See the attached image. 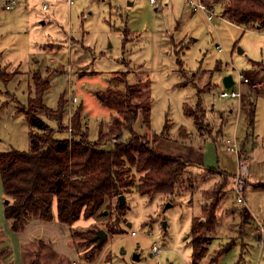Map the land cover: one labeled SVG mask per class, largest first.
Instances as JSON below:
<instances>
[{"label":"rangeland","instance_id":"374dc122","mask_svg":"<svg viewBox=\"0 0 264 264\" xmlns=\"http://www.w3.org/2000/svg\"><path fill=\"white\" fill-rule=\"evenodd\" d=\"M127 2H134L133 6L128 7ZM43 3L47 4V11H42ZM223 6L222 1L212 4L214 20L210 22L202 12H192L187 0H168L160 8L151 6L148 0H74L72 5L67 0H20L11 11L3 10L0 4V66L7 79H0V151L28 149L30 127L23 109L26 110L29 96H35L36 82L48 88L43 97L48 108L55 109L64 95L59 109L62 118L58 123L43 115L47 128H31L37 133L54 129L55 138H68L72 134V117L81 104L84 129L89 140L95 141L100 129L106 131L111 117L119 112L103 106L94 93L107 83L114 85L112 76L122 72H127L128 84L142 81L143 97L150 95L151 98L150 129L139 118L133 124V131L146 134L151 142V134L159 135L167 125L163 137L154 144L158 152L186 157L188 145L193 148L192 155L183 158L188 167L182 185L179 184L172 196L149 198L137 192L127 193L123 216L104 207L101 209L104 215L80 219L71 227L76 231L102 229L107 233L95 261L90 263L84 256L87 248L76 246L82 240L73 242L71 228L54 219L35 230L37 237L21 239L19 232H13L4 218L6 199L0 185V248L7 250L0 264H34L39 252L38 264H73L76 260L83 264H190L191 222L193 218L200 222L205 219L202 208L215 201L209 198L214 192L218 197L223 196L216 209L217 221L225 214L227 217L224 225L218 226L217 222L218 228L207 235L208 251L199 264H235L240 260L241 264H264L261 237L243 234L246 220L242 209L236 208L233 212L232 224L231 213L222 207V202L231 197L235 201L234 185H241L244 195L247 185L244 178L236 180V175L220 167L213 173L197 155L207 140L211 143L218 140L221 149L215 150V154L219 153L220 158L228 156L231 170L233 164V173H237L235 157L223 148V142L227 138L243 137L249 124L248 111L244 106V110L236 108L233 118L223 127L219 112L214 113L212 109L223 111L239 106L249 94L248 89L255 91L247 97L248 103L253 102L255 106L251 130L254 136H264V69L259 71L256 65L264 67V31L245 30L225 19L219 20ZM124 38L126 44H123ZM178 59L183 62L182 70L177 66ZM218 73L232 76L233 88L240 92V98H220V85L211 87ZM239 73L244 77L246 73L256 76L258 80L247 77L250 82L241 85ZM198 102L207 118L199 134L192 119L184 114V103L194 110ZM122 137L129 139L131 132L123 130ZM236 140L247 160L246 174L250 171V180L258 182L251 185L264 182V150L261 151L264 148H258L250 168L248 154ZM111 145L108 141L102 147L109 149ZM252 189L247 188L246 201L256 210L262 208L261 214L255 213V219L264 225V191ZM33 221L37 220L28 224ZM254 225L258 224L254 222ZM38 237L49 239V243ZM241 238L247 244L239 248ZM228 243L236 246L232 245L213 263L216 252ZM135 254L138 260L134 259Z\"/></svg>","mask_w":264,"mask_h":264},{"label":"trees","instance_id":"16d2710c","mask_svg":"<svg viewBox=\"0 0 264 264\" xmlns=\"http://www.w3.org/2000/svg\"><path fill=\"white\" fill-rule=\"evenodd\" d=\"M221 1L224 5L221 13L225 20L245 30L264 31V0H212L213 3ZM124 33L126 35L127 31ZM123 44H126L125 38ZM176 63L182 70L183 62L178 59ZM256 65L264 69L262 65ZM126 75L127 72H122L112 76L114 85L107 83L105 88L94 93L103 106L111 110L117 109L119 114L111 117L107 130L100 129L97 139L92 142L84 129L81 104H78L80 106L72 117V134L68 138H55L57 131L54 129L37 133L31 128H47L46 122L41 118L43 115L58 123L62 118L59 109L64 95L60 96L55 109L48 108L43 103L48 88H42V84L36 82L35 96H29L26 110L23 109L30 127L28 149L19 151L11 148L0 151V185L8 201L3 204V215L13 232L22 231L35 219L50 222L56 218L70 229L80 219L88 220L96 215H104L101 210L104 207L112 208L118 216H123L125 203L119 205L120 196L131 192L149 198L157 195L172 196L179 184L182 185V177L188 167L187 161L182 157L162 154L154 147L163 137L167 125L159 135L151 134V142L146 139V134L140 135L133 131V124L139 118L150 129L151 98L150 95L143 97L142 81L128 84L125 81ZM0 79L7 80L1 66ZM194 110L184 105V114L192 119L199 134L204 123L207 124L206 112L200 102ZM126 129L131 132V137L127 140L122 137L123 130ZM108 141L112 143L111 147L103 148V144ZM206 168L214 173L219 166ZM251 187L264 191V183ZM214 193L209 194V198L215 201L202 208L205 219L200 222L193 218L191 222L190 264H199L206 256L209 240L207 235L217 227L216 209L223 196L218 197V193ZM108 227L109 231L110 225ZM70 232L73 242L74 239L82 240L76 242L77 247L87 248L84 255L86 262H94L96 253H99L104 242L97 245L96 241H92L96 234L92 229L76 231L71 228ZM123 233L124 231L121 232ZM232 245L235 244L223 245L212 262L217 263ZM6 253L7 250L0 248V260ZM39 253L36 254L34 264H38ZM235 264H239V261Z\"/></svg>","mask_w":264,"mask_h":264},{"label":"crops","instance_id":"0c3cea01","mask_svg":"<svg viewBox=\"0 0 264 264\" xmlns=\"http://www.w3.org/2000/svg\"><path fill=\"white\" fill-rule=\"evenodd\" d=\"M133 3L134 2H132V5H130V6H133ZM127 6L130 7L129 5H127ZM47 10H45V11H47ZM42 11H44V10H42ZM238 27H240V26H238ZM259 68L260 67H258L257 69L260 71L261 69H259ZM226 75H228V73H218L216 78L213 80V84H212L211 87H213L215 85L217 86V83H218L220 85V89L219 90L221 92L222 89L224 88L223 84H222V78L224 76H226ZM245 75H247V77H249L253 81H257L258 80V78H256V76H251V75H249L247 73ZM201 85H203V84L201 83ZM244 85H246V84H244ZM247 92L250 94L252 92L254 93L255 91H251L250 89H248ZM219 95H220V93H219ZM248 95H247V97H248ZM258 95H260V94H258ZM262 96H264V95H262ZM247 97L244 96V98H243V100H241V103L239 104V106L238 105H236V107L232 106L231 109L223 110V111H214V109H212V111L214 113H218L219 112V115L221 116V117H219L220 118L219 120H220L222 126L224 127L225 125H227L229 119L233 118L232 114H235L234 112L237 111L238 107L241 110H244L243 106L247 109V111H248L247 123H249L248 126L249 125L250 126L249 127L246 126L245 133H244L242 138L241 137H235V138L238 139V141L240 142L241 146L243 147V149L248 154V157H249L248 162H249V165H250V168H251V163L254 161L253 157L257 153L258 148H260V147L264 148V136L260 137V138H259V135L254 136V133L251 130V128L253 127V122H254V118H255V106L253 105L254 104L253 102H249L248 103L249 99ZM184 105H185V103H184ZM212 111H211V113H212ZM223 114L225 116H223ZM190 134H191V132H190ZM223 135H224V133H223ZM226 136L227 135H224V137H226ZM218 144H219L218 140L215 143L213 141L211 143L210 140H207L200 147V152L197 155H199V157L201 158L202 164L205 167H218L219 166L226 173H230V174L236 175V173H233L234 172V165L233 164H232L233 171L231 170V163L229 162L230 158H228V156H222L220 158V156H218L219 153L215 154L216 152L220 151L219 149H221V147H220L221 145L219 144V146H218ZM215 150H216V152H215ZM262 150H264V149H261V151ZM192 151H193V148H191V146L188 145V151H187V155H186L187 158H189L192 155V153H193ZM263 155H264V152H263ZM186 157H182V158H186ZM249 173H250V171H248V173L243 176L244 182L249 184V186H245V189H244V204L242 206H240V204L237 205L236 200L234 201V199L231 197V198L227 199L226 201H223L222 202L223 205L222 204L221 205H222V207L224 206V208H228L229 212L231 213V215H229V217L231 219H233L232 224L235 222V220H234L235 214H233V212L236 210V208H241L242 209V213H243V220L244 221L246 220V222H244L245 226H243V227H245L243 229V232H244L243 234L244 235L248 234L249 237L252 236V237H254L256 239L261 237V244L263 245V243H264V232L262 233L260 229L263 228L264 225L260 224L257 221V219H255L257 217L255 215V213L261 214L262 213V208L260 207V208H258L256 210L252 204H250V203L247 204V201H246L247 198H248L247 188H250L251 183L252 184L253 183H258V182H255L256 181L255 179L251 178L252 180H250L251 176L249 177ZM260 183H264V182H260ZM253 191H255V189ZM54 213H55V208H54ZM220 216H221V214L219 215V217ZM225 217H227L226 214H225L224 217H222V219L218 218V226H219V223H220L221 226L224 225ZM263 217H264V211H263ZM53 221L54 222L55 221L58 222L56 218H54ZM44 222H46V221L37 220V221L31 222L30 225L28 224V226L26 225V229H24L25 231L24 232H19L20 238L25 240V239H27L29 237H33V238L37 237V235H35L34 232H35V230H38L39 228H44L45 225H46ZM254 222H256V224H258L256 227L254 225ZM262 222L264 223V219H263ZM58 223L60 225L62 224L60 222H58ZM218 226H217V228H218ZM38 239L43 240L46 243H49V239H41L40 237H38ZM244 240H246V239L241 238V240H239V246H238L239 248L241 247V245H243V243L247 244V242H244ZM234 246H236V243H235ZM76 261H74V262H76ZM242 261L244 262V260H242ZM239 262H241V260ZM239 264H241V263H239Z\"/></svg>","mask_w":264,"mask_h":264},{"label":"built area","instance_id":"2783aa9c","mask_svg":"<svg viewBox=\"0 0 264 264\" xmlns=\"http://www.w3.org/2000/svg\"><path fill=\"white\" fill-rule=\"evenodd\" d=\"M70 5L73 4L74 0H67ZM20 2V0H0V4L2 6V9L5 11H11L13 10L16 5ZM166 2L168 0H148V3L151 6H154L156 8H160L163 5H166ZM187 4L191 8L192 12H202L203 14L206 15L208 21L212 22L214 20V9L212 8V0H187ZM48 6L47 4L43 3L42 4V10H47ZM219 20L224 19L222 15H219ZM219 51H221L220 47H217ZM239 78V84H248L249 78L244 77L242 74H238ZM235 84V81H234ZM234 86V85H233ZM233 86L230 88H223L222 91L220 92V98L221 99H230V100H235L236 98H240L241 94L239 91H236ZM223 148L234 155L236 164L238 166V171L236 173V180H241V177H243L246 174L247 171V160L245 159V155L240 153V148L238 145V142L236 138H227L223 142ZM234 193H235V200L238 204H244V195L243 191L241 188V185H234ZM261 232H264V227L260 229ZM132 235L134 234L133 232L131 233ZM153 251H158V249L153 246L152 247ZM73 264H83L80 262H74Z\"/></svg>","mask_w":264,"mask_h":264},{"label":"water","instance_id":"95a60500","mask_svg":"<svg viewBox=\"0 0 264 264\" xmlns=\"http://www.w3.org/2000/svg\"><path fill=\"white\" fill-rule=\"evenodd\" d=\"M127 5H132V2H127ZM222 84H223V87L225 88V89H227V88H230L231 86H233L234 85V80H233V78H232V76L229 74V75H226V76H224L223 78H222ZM8 201L7 200H5V203H7ZM125 203V201H124V196H120L119 197V205L121 206V205H123ZM167 206H169V204H167ZM106 237H107V233L104 231V230H102V229H100V230H97L96 231V234H95V236L92 238V241L93 242H97V245H101L103 242H104V240L106 239ZM134 259L135 260H138L139 259V256L137 255V254H135V257H134ZM170 264H172V263H170Z\"/></svg>","mask_w":264,"mask_h":264}]
</instances>
